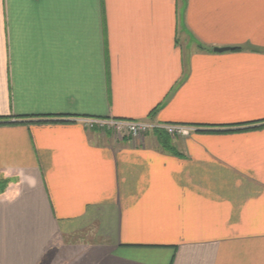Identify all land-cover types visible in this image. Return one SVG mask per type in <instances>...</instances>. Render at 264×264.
<instances>
[{
    "label": "crops",
    "instance_id": "crops-1",
    "mask_svg": "<svg viewBox=\"0 0 264 264\" xmlns=\"http://www.w3.org/2000/svg\"><path fill=\"white\" fill-rule=\"evenodd\" d=\"M0 264H264V0H0Z\"/></svg>",
    "mask_w": 264,
    "mask_h": 264
},
{
    "label": "built area",
    "instance_id": "built-area-1",
    "mask_svg": "<svg viewBox=\"0 0 264 264\" xmlns=\"http://www.w3.org/2000/svg\"><path fill=\"white\" fill-rule=\"evenodd\" d=\"M87 125L92 127L98 125L101 129H115L131 138L143 136L149 129L161 130L170 136H187L194 131V127L174 123H150L138 120H117V119H92L87 120Z\"/></svg>",
    "mask_w": 264,
    "mask_h": 264
},
{
    "label": "trees",
    "instance_id": "trees-1",
    "mask_svg": "<svg viewBox=\"0 0 264 264\" xmlns=\"http://www.w3.org/2000/svg\"><path fill=\"white\" fill-rule=\"evenodd\" d=\"M238 48H240V47H233V49H238ZM158 138H159L160 143L162 144L163 147L170 149V150L172 149V146L170 145L168 137L161 135Z\"/></svg>",
    "mask_w": 264,
    "mask_h": 264
},
{
    "label": "rangeland",
    "instance_id": "rangeland-1",
    "mask_svg": "<svg viewBox=\"0 0 264 264\" xmlns=\"http://www.w3.org/2000/svg\"><path fill=\"white\" fill-rule=\"evenodd\" d=\"M103 131H108L113 137H120V136H128L126 134H122L119 131L115 130V129H101ZM146 134V133H145ZM145 134H143V136H145ZM170 136V135H168ZM176 137V136H175ZM177 137H183V136H177Z\"/></svg>",
    "mask_w": 264,
    "mask_h": 264
},
{
    "label": "water",
    "instance_id": "water-1",
    "mask_svg": "<svg viewBox=\"0 0 264 264\" xmlns=\"http://www.w3.org/2000/svg\"><path fill=\"white\" fill-rule=\"evenodd\" d=\"M226 50H229V47H214L213 48V51H215V52H223Z\"/></svg>",
    "mask_w": 264,
    "mask_h": 264
}]
</instances>
